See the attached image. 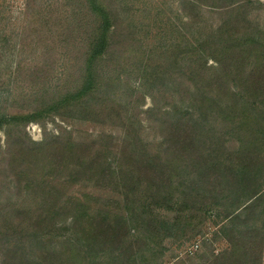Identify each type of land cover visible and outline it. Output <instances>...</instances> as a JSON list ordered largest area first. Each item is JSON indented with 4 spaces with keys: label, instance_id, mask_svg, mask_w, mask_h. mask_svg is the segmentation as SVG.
I'll return each instance as SVG.
<instances>
[{
    "label": "rangeland",
    "instance_id": "rangeland-1",
    "mask_svg": "<svg viewBox=\"0 0 264 264\" xmlns=\"http://www.w3.org/2000/svg\"><path fill=\"white\" fill-rule=\"evenodd\" d=\"M7 252L264 264V0H0Z\"/></svg>",
    "mask_w": 264,
    "mask_h": 264
},
{
    "label": "trees",
    "instance_id": "trees-1",
    "mask_svg": "<svg viewBox=\"0 0 264 264\" xmlns=\"http://www.w3.org/2000/svg\"><path fill=\"white\" fill-rule=\"evenodd\" d=\"M43 147H44V145H42V148ZM59 149L62 151L63 154H65L64 148H59ZM62 160H65V159L62 158ZM139 180H141L140 177H138L136 181H139ZM136 181L132 182V185L136 186L137 184H140V182H136ZM49 186H52V185L49 184ZM53 189L49 192L48 190H46V188H43L44 191H48V195L51 198V200L47 204L49 207L52 206V202H53V196H54L53 195L54 194ZM255 196L256 195L254 194V195H251V197H248L246 203H251L252 201L250 202V200H255V199H252V198H255ZM127 199H129V198L127 197ZM248 206H245L242 210H245L246 207H248ZM113 212H114V210L111 209L109 207V204H108V207L106 209H104V215L101 217V219L93 220L95 222V226L92 227L90 230L92 233H97V234L89 236L90 238L93 237L92 239H89V241L97 238L98 241L103 242L105 239H107L109 237L113 241H119L118 231L121 230L123 227L124 228L121 231H123L125 228L127 229V227L125 225L126 221L123 217L114 218V216H117V215H115ZM91 222H92V218L87 220V225H90ZM112 223H114L115 225ZM80 225H81V227H83V224L80 223ZM121 226H122V228H121ZM118 256H119V258L113 257V259L115 260V262L113 264H121L120 258H122V257L120 255H118ZM14 257H15V253L7 252L6 255L3 257V264H33V262H31L30 260H26V259H24L23 262L19 263L17 260L13 259ZM39 258H42V256H40ZM92 264H101V263H92Z\"/></svg>",
    "mask_w": 264,
    "mask_h": 264
}]
</instances>
